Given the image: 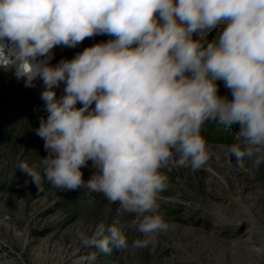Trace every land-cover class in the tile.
Listing matches in <instances>:
<instances>
[{
	"label": "clouds",
	"instance_id": "clouds-1",
	"mask_svg": "<svg viewBox=\"0 0 264 264\" xmlns=\"http://www.w3.org/2000/svg\"><path fill=\"white\" fill-rule=\"evenodd\" d=\"M96 35L111 38L50 63L55 47ZM0 68L28 88L43 82V175L25 162L19 170L38 189L43 179L102 194L133 217L128 227L142 237L134 248H154L169 227L158 202L163 170L207 164V122L238 128L227 146L238 163H264V0H0ZM81 242L105 254L129 248L122 229L103 222Z\"/></svg>",
	"mask_w": 264,
	"mask_h": 264
},
{
	"label": "rangeland",
	"instance_id": "rangeland-1",
	"mask_svg": "<svg viewBox=\"0 0 264 264\" xmlns=\"http://www.w3.org/2000/svg\"><path fill=\"white\" fill-rule=\"evenodd\" d=\"M110 38L96 35L75 48L57 46L50 63ZM217 84L219 94L231 98L224 82ZM63 88L55 89L57 97ZM42 91V81L28 88L0 68V264H87L82 258L92 251L98 253L95 264H264V163H238L228 153L227 146L239 142L236 126L226 129L230 142H207L209 160L202 168L163 170L168 188L158 202L169 227L157 235L154 248H134L132 242L142 237L128 227L133 217L119 214L102 194L62 191L43 179L38 189L19 170L25 162L43 175L39 163L47 151L35 132L39 117L47 116ZM94 171L89 161L83 178ZM101 222L120 227L129 248L105 254L84 247L81 235L91 236Z\"/></svg>",
	"mask_w": 264,
	"mask_h": 264
},
{
	"label": "trees",
	"instance_id": "trees-1",
	"mask_svg": "<svg viewBox=\"0 0 264 264\" xmlns=\"http://www.w3.org/2000/svg\"><path fill=\"white\" fill-rule=\"evenodd\" d=\"M202 134L204 135L206 142L227 143L230 142L231 139L227 130L215 122H207ZM214 136H217L218 138H214ZM161 194L165 195L164 192ZM160 208H162V206H160Z\"/></svg>",
	"mask_w": 264,
	"mask_h": 264
},
{
	"label": "bare ground",
	"instance_id": "bare-ground-1",
	"mask_svg": "<svg viewBox=\"0 0 264 264\" xmlns=\"http://www.w3.org/2000/svg\"><path fill=\"white\" fill-rule=\"evenodd\" d=\"M54 49L56 50V47Z\"/></svg>",
	"mask_w": 264,
	"mask_h": 264
}]
</instances>
